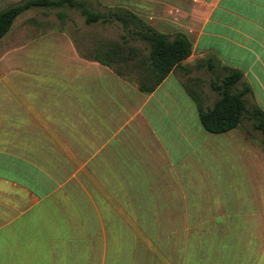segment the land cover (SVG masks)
<instances>
[{"label": "crops", "instance_id": "crops-1", "mask_svg": "<svg viewBox=\"0 0 264 264\" xmlns=\"http://www.w3.org/2000/svg\"><path fill=\"white\" fill-rule=\"evenodd\" d=\"M131 2L156 31L192 44L151 93L101 64L99 42L84 56L63 29L18 22L28 10L0 38L5 259L264 264V151L238 129L207 132L185 86L192 77L210 106L218 95L209 102L204 84L235 69L247 106L264 111V0ZM251 179L256 207L242 213L228 196L249 195ZM250 217L251 234H221Z\"/></svg>", "mask_w": 264, "mask_h": 264}, {"label": "trees", "instance_id": "trees-1", "mask_svg": "<svg viewBox=\"0 0 264 264\" xmlns=\"http://www.w3.org/2000/svg\"><path fill=\"white\" fill-rule=\"evenodd\" d=\"M75 8L80 11L86 24L105 23L109 19L118 21L127 34L136 36L144 43V49L127 46L126 35L123 42H103L97 51V60L127 79L135 82L141 92L151 93L181 62L190 56L192 44L184 34L170 39L167 34L160 33L125 7H115L108 14L91 11L85 2L78 0H22L0 10V38L11 28L15 19L23 12L34 9ZM144 50V52H143ZM134 60V61H132ZM129 62H132L131 64ZM136 72V79L123 70ZM211 69V68H210ZM238 85L241 87L238 88ZM186 90L194 101L199 120L209 133H224L239 129L244 120L251 123L252 128L264 137V111L257 105L247 106L246 95L251 92L249 86L242 81V73L229 69L228 74L210 83L211 90L218 95L210 105H204V97L191 84Z\"/></svg>", "mask_w": 264, "mask_h": 264}, {"label": "rangeland", "instance_id": "rangeland-1", "mask_svg": "<svg viewBox=\"0 0 264 264\" xmlns=\"http://www.w3.org/2000/svg\"><path fill=\"white\" fill-rule=\"evenodd\" d=\"M83 1L86 3L87 7L93 11V12H101L108 14L111 12L115 7H125L127 9H131L132 2L131 0H78ZM13 3H9L8 5H11ZM8 7V6H7ZM140 15L142 16L143 20L146 19L145 13L140 12ZM18 22L22 21L25 24L29 22H35V21H41L45 23L44 27H59L60 29H63L66 31L77 48L80 50V52L85 56V43H88L91 45V47L95 46L98 42H116L121 43L123 42V35H126V41L127 46L130 47H137L140 49H144V43L138 40L136 36H133L132 34H127L126 31H124L118 21L115 19H109L105 23H92V24H86L84 17L80 14V11L78 9L72 8H54V9H44V8H34L31 10H28L27 12L23 13L18 19ZM144 52V50H143ZM130 64L132 62H129ZM124 74H129L131 78L136 79L138 75H136V72L132 70L131 72L127 70H123ZM190 79V80H189ZM187 84H191L194 88L196 85L193 84L192 77H187L186 80ZM205 89L207 90V93L210 95L209 102L215 97V93L213 90H211L210 84L207 81L205 84ZM197 91V88H195ZM240 133L249 135V138L251 141L256 143L263 151H264V137L263 135L254 130L252 128V125L249 121L244 120L242 126L238 129ZM250 184V194L244 195V196H228V199L231 197L233 198L237 203H234V209L236 210H243L242 213L245 212V210L248 208H252L253 206L256 207V204L254 203L255 198L257 197V194H253L252 192V186L253 183L256 185V181L254 179H251ZM224 199H227L226 196H224ZM227 201V200H226ZM251 216V215H250ZM252 217V216H251ZM248 222V224L244 223L243 220L240 221V224L237 220H235L234 228L232 226L229 227H223L220 231L222 235L234 234V236L238 235H247L248 233L251 234V231H246L248 227L250 230L254 228L253 226V218ZM244 219V218H243ZM234 229V230H231ZM241 232H240V230ZM8 253L6 252V256ZM6 261V262H5ZM21 264H35V260L33 259H23V260H16L14 259H5V253L3 251V245L0 247V264H13L18 263Z\"/></svg>", "mask_w": 264, "mask_h": 264}]
</instances>
